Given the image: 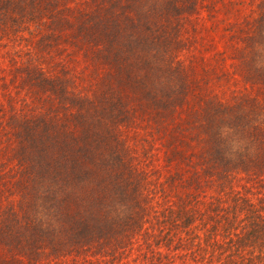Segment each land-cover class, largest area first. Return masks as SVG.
<instances>
[{
  "label": "trees",
  "instance_id": "16d2710c",
  "mask_svg": "<svg viewBox=\"0 0 264 264\" xmlns=\"http://www.w3.org/2000/svg\"><path fill=\"white\" fill-rule=\"evenodd\" d=\"M0 264H264V0H0Z\"/></svg>",
  "mask_w": 264,
  "mask_h": 264
}]
</instances>
